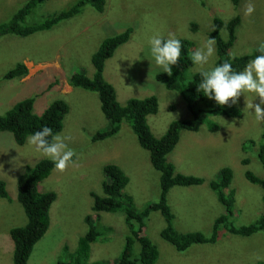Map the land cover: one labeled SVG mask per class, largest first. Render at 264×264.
<instances>
[{
    "label": "rangeland",
    "instance_id": "374dc122",
    "mask_svg": "<svg viewBox=\"0 0 264 264\" xmlns=\"http://www.w3.org/2000/svg\"><path fill=\"white\" fill-rule=\"evenodd\" d=\"M27 0H0V23L12 19ZM78 0H45L26 19L38 23L49 16L67 10ZM103 13L86 6L82 14L61 22L52 30L26 38L9 35L0 38V115L7 114L18 102L35 96L34 111L41 115L54 101L64 99L70 106L61 134L65 143L76 152L74 163L64 171L54 170L39 184L41 192H55L57 199L51 207V225L44 238L37 243L29 264H58L72 262L80 240L88 231L87 215L93 214L91 193L102 195V184L108 180L104 168L118 165L129 183L125 193L133 198L134 209L143 211L161 196L160 172L150 160L131 127L124 122L113 138L92 142V136L109 127L101 111L98 94L69 85V78L84 72L92 78L95 72L92 56L103 41L132 29L128 43L122 45L106 62L105 79L113 85L117 99L126 105L130 99L155 96L159 110L148 116V125L155 137L164 136L171 123L190 120L192 115L182 95L168 90L157 80L163 69L145 58L149 38L159 33L185 38L193 44V51L207 42L215 30L214 19L225 23L240 16L242 23L237 41L230 54L233 57L251 53L264 43V0H241L236 8L232 0H105ZM254 7L246 14L249 4ZM197 25V30H193ZM226 37V32H223ZM29 62L28 75L19 80H4V75L17 64ZM217 54L207 65L193 66L189 75L208 71L216 66ZM72 89V90H71ZM241 95L236 105L243 118L234 119L209 114L198 132L182 131L174 151L168 156L178 173L204 179L192 187H173L168 201L174 213V229L178 233L201 232L211 236L217 218L227 215L225 205L210 188L221 169L229 167L233 178L230 189L234 193L233 216L235 227L248 226L264 214V186L246 178L251 172L264 180V167L258 158L259 147L245 146L250 140L259 142L264 135V121H257L254 109L246 108L254 94ZM257 98L254 103H259ZM236 107V108H237ZM216 123L220 131H209ZM249 158V165L243 161ZM48 159L27 142L16 144L9 132L0 133V180L7 184L10 199H0V264H13L14 243L10 230L24 227L27 216L17 200V180L27 166ZM101 223L114 229L111 237L90 246V254L81 258L82 264L116 263L124 250L129 230L125 215L101 213ZM168 223L160 212H152L146 220L145 234L157 247L156 264H257L264 263V231L251 237L233 235L222 229L214 245H194L185 252L162 238ZM69 247L66 253L65 247ZM136 246L139 248V244ZM73 254V255H71Z\"/></svg>",
    "mask_w": 264,
    "mask_h": 264
},
{
    "label": "trees",
    "instance_id": "16d2710c",
    "mask_svg": "<svg viewBox=\"0 0 264 264\" xmlns=\"http://www.w3.org/2000/svg\"><path fill=\"white\" fill-rule=\"evenodd\" d=\"M45 0H27L13 15L12 19L0 23V38L9 35L19 38H26L39 32L52 30L63 21H67L82 14L86 6H91L98 13L105 11V0H78L67 10H63L46 19L28 24L26 19ZM241 0H232L237 8ZM204 7L205 2L201 0ZM242 23L240 16L225 23L219 18L214 19L215 30L209 37L216 39V65L228 60L232 62L237 70H243L249 60L259 53L254 49L251 53L233 57L230 54L237 41V31ZM193 30H197V25H193ZM132 29L109 37L103 41L99 49L92 56V64L95 72L92 78L84 72L73 74L69 78V85L74 89H82L98 94L101 111L109 122V127L97 132L92 136V142L96 143L113 138L121 131L122 124L126 122L138 138L140 146L150 153V160L153 167L160 172L161 196L159 201L149 204L143 211L134 209L133 198L125 193V188L129 183L123 170L116 164H107L104 168L105 176L108 180L102 184V195L91 193L93 199L92 212L87 215L85 222L88 231L80 240L78 250L72 256V262L60 260L58 264H82L81 258H86L90 254V246L99 240L108 239L114 229L101 223V213L121 212L125 215V222L129 230L126 244L120 259L113 264H156L159 259L157 247L145 234L146 220L152 212H160L168 223V227L163 230L162 238L171 243L178 252H185L194 245H214L220 238V231L226 230L233 235L251 237L264 231V214L256 222L243 227H235L229 220L233 216L234 193L230 189L233 173L229 167L221 169L217 180L210 182V188L217 194L219 201L225 205L227 215L217 218L211 236H206L201 232L178 233L174 229V213L168 201L170 190L175 187H192L202 185L205 181L191 175L178 173L168 156L174 151L180 141L182 131L198 132L200 127L207 122L209 114H220L228 118L241 119L243 111L237 106H219L214 100H209L202 93L197 91V86L201 80L200 73L189 75V70L194 66L191 61V54L194 44L185 38H179L183 44L181 60L172 68V75L160 73L157 80L168 90L178 92L185 100L188 110L192 115L190 120H179L171 123L166 134L157 138L148 125V116L155 115L159 110L158 99L151 96L145 99H130L126 105H121L117 99V93L112 84L106 81L104 71L106 62L111 59L115 52L124 44L128 43ZM226 32V37H223ZM234 58V59H233ZM29 67L22 61L4 75V80H21L28 75ZM36 97L32 96L18 102L7 114L0 115V133L9 132L13 135L17 145L26 144V137L41 126H49L54 132L61 133L64 127V120L69 113L70 106L64 99L52 102L45 111L38 115L34 111ZM231 105V102H229ZM237 107V108H236ZM209 131L216 133L220 127L215 123L209 124ZM259 142L250 140L249 144L258 146L257 151L260 163L264 167V135ZM249 158L243 161L244 165H249ZM55 170L50 159H43L32 166H27L25 172L17 180V200L24 209L27 216V224L24 227H16L10 230V236L14 243L13 264H29V259L37 243H39L51 225V207L57 199L55 192H41L39 184L47 179ZM246 178L253 184L264 186V180L254 176L251 172L246 173ZM0 199H10L7 184L0 180ZM264 200V196H263ZM139 244V248L136 244ZM66 253L69 247L64 248ZM73 255V254H71ZM89 264V263H88ZM91 264H108L104 262H94ZM257 264H264L263 262Z\"/></svg>",
    "mask_w": 264,
    "mask_h": 264
},
{
    "label": "clouds",
    "instance_id": "9594fccd",
    "mask_svg": "<svg viewBox=\"0 0 264 264\" xmlns=\"http://www.w3.org/2000/svg\"><path fill=\"white\" fill-rule=\"evenodd\" d=\"M254 10L250 3L246 14L251 15ZM216 43V39L210 37L205 44L192 52V64L194 66L207 65L216 54ZM148 44L149 48L144 54L145 58L151 62V65L154 61L164 73L171 76L173 66L181 60L182 41L173 34H169V37L165 39L156 33L149 38ZM256 52L259 54L249 60L243 70L237 71L232 62L226 60L208 71L201 72L197 91L209 100H214L219 106L236 105L241 95H244L247 101L248 97L245 94H254L252 102L246 103V108L254 109L252 114L257 121H264V43L259 45ZM257 98L260 102L254 103ZM65 139L66 137L61 133L54 132L46 125L26 137L27 143L50 159L55 170L59 171H64L75 162L76 152L68 147Z\"/></svg>",
    "mask_w": 264,
    "mask_h": 264
},
{
    "label": "crops",
    "instance_id": "0c3cea01",
    "mask_svg": "<svg viewBox=\"0 0 264 264\" xmlns=\"http://www.w3.org/2000/svg\"><path fill=\"white\" fill-rule=\"evenodd\" d=\"M26 64H27L28 67L30 66L29 62H26ZM29 68H30V67H29Z\"/></svg>",
    "mask_w": 264,
    "mask_h": 264
}]
</instances>
